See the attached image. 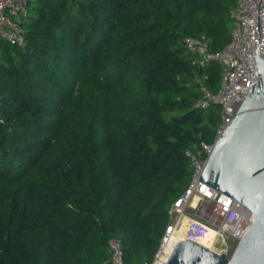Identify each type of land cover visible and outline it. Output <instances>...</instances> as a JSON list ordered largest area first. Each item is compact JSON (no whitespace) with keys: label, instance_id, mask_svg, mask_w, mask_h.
Here are the masks:
<instances>
[{"label":"trees","instance_id":"trees-1","mask_svg":"<svg viewBox=\"0 0 264 264\" xmlns=\"http://www.w3.org/2000/svg\"><path fill=\"white\" fill-rule=\"evenodd\" d=\"M237 0H34L25 45L0 38V264H150L188 186L187 150L221 107H196Z\"/></svg>","mask_w":264,"mask_h":264},{"label":"built area","instance_id":"built-area-1","mask_svg":"<svg viewBox=\"0 0 264 264\" xmlns=\"http://www.w3.org/2000/svg\"><path fill=\"white\" fill-rule=\"evenodd\" d=\"M31 1L34 0H0V38L19 46L25 45L23 22ZM231 15L234 20L231 39L220 51L212 52L204 37L187 36L183 40L198 66H206L212 61L221 66L219 89L212 91L201 84V96L195 104L199 108L219 105L221 122L212 142L202 141L187 150L193 168L191 179L169 208L165 232L150 264H167L177 243L182 240L198 242L209 229L214 230L210 249L218 254L224 250L229 257L253 218L252 211L242 203L196 178L204 169L216 142L228 130L240 103L250 93L251 80H259L254 58L257 49L264 59V0H237ZM184 224L186 228L182 232ZM178 233L181 234L176 237ZM108 249L110 258L106 264H128L120 238H111Z\"/></svg>","mask_w":264,"mask_h":264},{"label":"water","instance_id":"water-1","mask_svg":"<svg viewBox=\"0 0 264 264\" xmlns=\"http://www.w3.org/2000/svg\"><path fill=\"white\" fill-rule=\"evenodd\" d=\"M259 80L240 103L225 135L196 178L233 197L253 218L232 254H218L192 240L175 246L167 264H264V59L254 55Z\"/></svg>","mask_w":264,"mask_h":264},{"label":"bare ground","instance_id":"bare-ground-1","mask_svg":"<svg viewBox=\"0 0 264 264\" xmlns=\"http://www.w3.org/2000/svg\"><path fill=\"white\" fill-rule=\"evenodd\" d=\"M185 228H186V225L184 224V226H183V229L185 230ZM213 235H214V230H211V229H209L208 230V232H207V234L205 235V236H203L202 238H201V236L199 237L200 238V240L199 241H201V240H203V239H206V237H208L210 240H212L211 238H210V236L211 237H213ZM179 236V234H177V236L176 237H178ZM175 240H178V238H176ZM208 242H210V241H208ZM211 242H213V241H211ZM174 244L176 243V241L175 242H173ZM202 244V243H201ZM173 245V244H172ZM203 245V244H202ZM205 246V245H204ZM174 247V246H173ZM173 247L170 249V251L173 249Z\"/></svg>","mask_w":264,"mask_h":264},{"label":"rangeland","instance_id":"rangeland-1","mask_svg":"<svg viewBox=\"0 0 264 264\" xmlns=\"http://www.w3.org/2000/svg\"><path fill=\"white\" fill-rule=\"evenodd\" d=\"M181 231L183 232L184 229H182ZM178 234H179V236H180L181 233H178ZM210 238L212 239L213 237L210 236ZM208 241H210V242H208ZM211 241H213V239L210 240L208 237H206V239H203V240L198 241V242L202 243L203 245H205V246L208 247V248H211V246H212V242H211ZM218 247H219V246H218ZM230 255H231V254H230Z\"/></svg>","mask_w":264,"mask_h":264}]
</instances>
